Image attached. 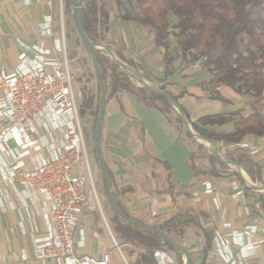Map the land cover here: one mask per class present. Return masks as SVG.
Returning a JSON list of instances; mask_svg holds the SVG:
<instances>
[{
	"label": "crops",
	"instance_id": "0c3cea01",
	"mask_svg": "<svg viewBox=\"0 0 264 264\" xmlns=\"http://www.w3.org/2000/svg\"><path fill=\"white\" fill-rule=\"evenodd\" d=\"M55 17V0H0V70L9 72L18 65V54L21 50L18 41L29 46L43 42L45 47H49L52 39L42 37L41 30L44 23L50 20L54 37H58ZM137 45L140 47L144 43ZM141 47L143 49L145 45ZM159 49L152 38L147 56H154ZM130 57L127 62L132 65L135 63L134 56ZM162 60L163 58V65ZM70 67L81 91V81L76 74L77 67L73 64L71 66V63ZM162 75L163 82L160 85L166 84L163 87L168 94L178 97L184 92L178 98V103L187 110L183 102L189 96L185 91L174 89L176 83L170 82L171 76L176 74L164 77L163 66ZM159 108L161 107L143 104L122 89L115 93H111L110 89L106 95L98 147L110 173L113 191L120 206L131 217L148 225L160 224L175 213L188 212L199 218L203 229L213 230L214 237L217 234L221 237L224 245L239 261L238 264H264V214L260 207H256L255 201L262 192L252 189L245 191L240 180L235 177L197 174V164L194 163V158L190 159V156H196L199 146L197 140L188 139L179 129L176 119L170 117L169 111L164 113ZM234 121L227 131L222 130L227 127L222 124H209L214 126L204 128L213 134H229L234 130ZM239 144H247L248 147L242 148ZM216 146L221 156L226 151H244L249 154L261 168L260 183L253 182L243 173L252 184L264 186V136L246 134L238 143L221 141ZM256 148L259 150H255ZM205 151L208 167V156L213 153L208 148ZM94 159L97 167L98 160L96 157ZM3 170L0 162V177ZM168 180L172 183L170 188L167 186ZM207 185L212 190L210 193L205 192ZM14 190L19 192L21 187L16 184ZM15 191H11L10 185L0 179V264H13L11 256L21 253L27 259L16 264H41L34 257L33 250L35 235H39L44 229L39 214L40 197L34 202L31 198L19 196ZM239 191H243L247 200L244 204L237 203L235 196ZM18 214L22 217L21 225ZM103 218L106 221L103 211L83 213L74 234V239L79 240L78 232L83 230V245L78 253L100 256L110 252L111 264H124L118 253L112 249ZM251 227L257 230L249 240L254 248L248 253L245 250L247 238L244 231ZM239 234L242 236L241 240L238 239ZM198 235L195 251L190 254V264H225L215 255L217 244L214 237L210 251L203 256L204 241L200 231ZM220 250L223 252L222 247ZM170 254L179 264L176 255ZM242 254L247 256L242 257ZM123 256L125 258L124 253Z\"/></svg>",
	"mask_w": 264,
	"mask_h": 264
},
{
	"label": "built area",
	"instance_id": "2783aa9c",
	"mask_svg": "<svg viewBox=\"0 0 264 264\" xmlns=\"http://www.w3.org/2000/svg\"><path fill=\"white\" fill-rule=\"evenodd\" d=\"M62 30L61 25V36L54 37L48 20L41 36L51 38V45L45 47L41 42L29 46L18 41L21 48L18 65L9 72L0 70V162L4 168L0 179L10 185L11 191L19 185L21 191L15 192L23 198L35 202L40 197L39 214L44 229L35 235L33 250L41 264H111L110 252L100 256L78 253L83 245L82 229L78 232L80 239H74L83 213L102 210L80 121L82 94L70 67ZM239 146L248 147L247 144ZM81 158L86 175H74L72 167ZM227 166L235 169L233 165ZM211 191L207 185L205 192ZM242 192L235 196L239 204L247 201ZM18 215L21 225L22 217ZM103 222L112 249L127 264L121 250L127 244H118L104 218ZM256 230L251 227L244 231L248 253L254 248L249 240ZM238 236L235 237L241 240L242 236ZM214 241L216 256L225 264H238L218 234ZM170 253L165 248L156 249L153 252L156 264H177ZM26 259L24 253L11 256L13 264Z\"/></svg>",
	"mask_w": 264,
	"mask_h": 264
},
{
	"label": "trees",
	"instance_id": "16d2710c",
	"mask_svg": "<svg viewBox=\"0 0 264 264\" xmlns=\"http://www.w3.org/2000/svg\"><path fill=\"white\" fill-rule=\"evenodd\" d=\"M63 1L64 5L68 7L70 0ZM135 1L139 16L134 17L132 11H127L121 18L123 21L133 22L150 31L154 44L162 51L164 77H168L173 73L171 69L173 57L169 52V45L166 41L172 27L174 30L173 36L180 50V57L183 63H196L203 59V67L212 74L218 84L234 89L238 94L247 95L255 100L262 98L264 95V0ZM80 9L81 21L88 39L92 43H98V40H103L105 38L103 31L108 29L109 23L107 10L103 6H99L96 0H82ZM172 19L174 20L173 24H171ZM100 29L103 30L102 35L99 34ZM116 55L124 61L118 54ZM96 56L97 73L106 91L105 64L110 63V57L102 56L100 50H96ZM110 78L111 93L122 89L129 95L135 96L143 104L161 107L159 109L164 113L169 111L170 108L175 109L173 104L159 93L145 87L134 88L127 77L116 72V64L111 67ZM97 89L100 97L98 83ZM158 89L165 92L177 104L180 111H177L176 119L179 129L181 127L184 128V122L180 115L182 113L195 135L205 137L216 144L221 141L238 143L246 134L264 136V120L259 112L255 111L245 117H238L233 123V132L229 134H213L206 130L204 126L208 124H223L226 122L224 118L213 121L211 117L203 116L196 123H192L184 108L178 103V98L183 96L184 92L175 97L168 94L163 86ZM218 100L223 101L221 98H218ZM98 104L99 101L96 105L95 120L98 114ZM93 105L94 99L83 95L80 108L81 115H84ZM184 134L188 139H193L188 131L184 130ZM99 136L100 130L98 132V141ZM222 156L225 161L237 164L253 182L260 183L261 168L254 163L249 154L244 151H226ZM95 157L98 160L97 156ZM193 158L194 156H190V159ZM208 158V168L202 171V174L239 179L236 171L228 170L227 165L220 162L214 155H210ZM221 168L224 170L223 172ZM195 172L197 174L201 173L197 169H195ZM108 175L110 189L116 200L109 172ZM102 181L106 191L103 177ZM168 185L169 188L170 185L172 186L171 180L167 181ZM243 187L245 191L250 190L245 186ZM255 201L258 202L264 214V193L259 194ZM116 203L126 217L139 221L124 211L117 200ZM110 222L116 239L120 244H130L137 249L138 252L134 250L127 251L129 256L134 257L132 264H156L153 252L160 248H165L174 253L179 259V264H183L182 255L174 251L170 245L152 231L126 222L114 211ZM151 226L164 232L179 247L183 246L178 243L173 233L176 232L180 236L185 229L195 227L201 232L204 241L203 256L205 257L211 249L214 231L203 229L199 218L188 212L175 213L162 223Z\"/></svg>",
	"mask_w": 264,
	"mask_h": 264
},
{
	"label": "rangeland",
	"instance_id": "374dc122",
	"mask_svg": "<svg viewBox=\"0 0 264 264\" xmlns=\"http://www.w3.org/2000/svg\"><path fill=\"white\" fill-rule=\"evenodd\" d=\"M99 6H103L108 12V24L107 30L103 31L100 29V35L102 31L105 34L103 40H98V43L104 44L109 50L115 54H119L124 58V63L134 70L137 76L143 78L146 83L154 88H159L163 82V65L161 63L162 51H156V54L148 57V48L150 46V40L152 35L147 28L141 27L132 22H124L122 20V15L127 11H132L134 17L139 16V11L135 0H96ZM76 4L74 0H70L68 7L64 5L63 0H55V26L56 33L61 36V25L62 34L64 37L66 52L70 57V63L77 67L76 74H78L81 83V94L92 97L94 99V105L90 110H87L84 115L80 113V121L82 124L83 132L85 135V145L88 152L87 160L90 172L92 174L93 180L97 186L98 197L100 201V206L105 216L107 225L116 239L114 231L111 226V218L113 216V211L109 204L108 198L106 196V191L103 185L101 172L99 167H95V154L93 149V129L96 114V105L99 101V94L97 89V80L94 75L90 54L88 47L83 44L76 29L74 22L73 12ZM174 20H171V24ZM173 28L171 27L170 33L167 37V43L169 45V52L173 57V62L171 69L174 74L171 76L170 82L176 83L174 89H179L185 91L189 96L184 102L183 106L186 107L185 110L190 121L197 122L199 117L209 116L213 121L224 118L226 122L222 125H226L224 131L231 128V123L240 116H247L253 112H259L264 120V95L260 100H255L247 95L238 94L234 89L218 84L213 78L212 74L209 73L203 67V59H200L196 63L185 64L182 62L180 57V50L176 45L175 38L173 36ZM135 42L136 46H133ZM144 43L142 47H137V43ZM158 50V49H157ZM102 56H109L108 52L100 50ZM147 51V52H146ZM146 52V53H144ZM134 56V64H129L127 60H130ZM110 57V56H109ZM116 64V72L122 76L128 78L129 82L134 86V88L145 87L133 74L127 71L125 68L121 67L119 64L114 62L110 58V63L105 64L106 69V91L105 94L109 93L111 89V78L110 72L111 67ZM174 85V84H173ZM164 87L166 84L163 85ZM226 87V88H225ZM166 89V88H164ZM84 92V93H83ZM168 93V92H167ZM221 98L223 101H219ZM82 99L79 103V109L81 108ZM180 105V104H179ZM181 106V105H180ZM170 117L175 120L177 119V112L175 109H169ZM217 125V124H216ZM220 125V124H218ZM221 125V126H222ZM214 126L205 125L204 127ZM188 128L190 129V124L188 123ZM184 132V128H180ZM219 129L215 128V131ZM219 132V131H218ZM198 142V150L196 156H194V163L197 164V171L201 172L207 170V156L206 151H212L213 147L209 143L204 141ZM222 153V152H221ZM228 170L235 169L228 167ZM222 172L224 171L221 168ZM72 173L74 175H86V169L84 166V160L81 158L78 164L72 167ZM88 224H85L87 226ZM198 229L191 227L185 229L183 234L179 236L178 233H173L174 237L183 247H185L189 254H193L195 251V244L197 243ZM117 240V239H116ZM117 243L120 242L117 240ZM122 252L125 254V258L129 264H132L134 257L129 256L127 251L134 250V246L127 244L123 245L121 248ZM172 253V252H171Z\"/></svg>",
	"mask_w": 264,
	"mask_h": 264
},
{
	"label": "water",
	"instance_id": "95a60500",
	"mask_svg": "<svg viewBox=\"0 0 264 264\" xmlns=\"http://www.w3.org/2000/svg\"><path fill=\"white\" fill-rule=\"evenodd\" d=\"M81 1L82 0H74L76 6L74 8L73 17H74V22H75L78 34L80 36V39L83 42V44H85L88 47L89 54H90V59H91L92 67H93V71L95 72V78H96L97 83H98L99 88H100L98 114H97V117H96V120H95L94 129H93V149H94L95 156H97V158H98V166H99L101 175L103 177L104 183L106 185V192H107V198H108L109 204H110L111 208L113 209V211L118 216H120L123 220H125L126 222H128V223H130L132 225H135V226H138V227H141V228H145L147 230L152 231L153 233L158 235L163 241H165L168 245H170L173 248L174 251L179 252L182 255L181 257H183V261H184L183 264H190V254H189L188 250L185 247H179V246L175 245V243L164 232L158 230L157 228H155V227H153L151 225L145 224V223H141L139 221H135V220L129 219L128 217H126L123 214V212L119 209V207H118V205L116 203V200L114 198V195L111 192V189H110L111 186H110V180H109L107 167H106V164L104 163V161L102 160V158L100 156L99 147H98V132H99V129H100V126H101L102 118H103L106 94H105V89H104V86H103V82L100 79L99 74L97 73L96 50H104V51L108 52L110 58L114 62L119 64L121 67L125 68L127 71H129L131 74H133L137 78H139L140 82L145 86V88H147L149 90H152V91H155V92L159 93L160 95H162L163 97H165L169 102H171L173 104L174 108L178 112H180L179 108L177 107V104H175L165 92L160 91L159 89L148 85L143 78L137 76V74L134 72L133 69L128 67L121 59L118 58V56L115 53H113L111 50H109L104 44L92 43L88 39L87 35L85 34V31H84V28H83V24H82V21H81V9H80L81 8ZM180 115H181V117L183 119L185 130L188 131L195 140L204 141L205 143L211 144L212 147H213L212 153L220 162H222V163H224L226 165L230 164V165H233L235 167V169H236L235 171L238 173L239 180H240V182H241V184L243 186H245V187H247L249 189H252V190H256L257 192L264 193V186H256L254 184H252L251 186L248 185L245 182L244 178H243V175H244L243 171L237 166V164H235V163H233L231 161H225L223 156H221L219 154L217 146H216V143L213 142V141L208 140L205 137H201V136L195 135L192 132L191 127H190V129L188 128V121L186 120L184 115L182 113H180ZM220 158H223V160H221Z\"/></svg>",
	"mask_w": 264,
	"mask_h": 264
},
{
	"label": "bare ground",
	"instance_id": "6f19581e",
	"mask_svg": "<svg viewBox=\"0 0 264 264\" xmlns=\"http://www.w3.org/2000/svg\"><path fill=\"white\" fill-rule=\"evenodd\" d=\"M243 178H244V180H245V182L248 184V185H252V183L250 182V180L245 176V175H243Z\"/></svg>",
	"mask_w": 264,
	"mask_h": 264
}]
</instances>
